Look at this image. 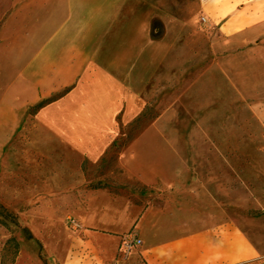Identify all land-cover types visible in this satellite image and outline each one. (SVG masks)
<instances>
[{"label": "crops", "instance_id": "crops-1", "mask_svg": "<svg viewBox=\"0 0 264 264\" xmlns=\"http://www.w3.org/2000/svg\"><path fill=\"white\" fill-rule=\"evenodd\" d=\"M147 14L174 23L202 15L218 31L215 48L221 51L229 45L237 50L264 33V0H0V120L9 113L7 124L31 122L79 153L102 156L120 114L122 121L132 116L124 122L129 125L144 106L124 79L141 75L140 47L155 42L152 34L148 41L134 36ZM172 58H153L159 62L155 80L171 68L166 63ZM215 62L240 98L264 111V95L238 54L223 53ZM53 97L55 102L30 115ZM18 111L20 118L14 116ZM259 116L264 126V112ZM63 202L58 222L64 242L51 254L56 264H114L131 236L141 245L116 264L264 263V223L202 213L176 195L149 207L103 190ZM68 219L79 229H65Z\"/></svg>", "mask_w": 264, "mask_h": 264}, {"label": "rangeland", "instance_id": "rangeland-1", "mask_svg": "<svg viewBox=\"0 0 264 264\" xmlns=\"http://www.w3.org/2000/svg\"><path fill=\"white\" fill-rule=\"evenodd\" d=\"M201 16L174 23L144 15L134 36L148 41L152 34L155 42L140 47L141 75L124 79L144 106L129 125L124 122L132 116L122 121L120 114L112 144L100 157L65 146L31 122L7 124L10 114L3 113L0 220L14 232L20 252L14 258L6 246L11 232L0 223V264H56L51 254L64 242L58 222L63 201L93 187L145 207L176 195L202 213L264 223V133L215 62L223 53L238 54L264 95V33L221 51L215 48L218 31ZM169 53L176 57L166 63L171 68L155 80L159 62L153 58ZM254 105L250 111L262 124L264 111ZM66 227L77 230L69 219ZM124 254L120 247L114 264L132 255Z\"/></svg>", "mask_w": 264, "mask_h": 264}, {"label": "trees", "instance_id": "trees-1", "mask_svg": "<svg viewBox=\"0 0 264 264\" xmlns=\"http://www.w3.org/2000/svg\"><path fill=\"white\" fill-rule=\"evenodd\" d=\"M236 95L237 93L234 92ZM238 96V95H237ZM240 101L243 103V105L246 107V109L248 110V112L250 113V115L252 116V118L254 119L255 123L259 126L260 130L262 133H264V128L262 126V124L260 123V121L252 114V112L250 111V107H251V103L250 102H246L244 100H242L240 98V96H238ZM57 100V97H53L47 100H43L41 101L39 104H37L36 106L32 107L29 111L31 116L36 115L41 109H43L44 107H46L47 105L55 102ZM92 190H101V187H93L91 188ZM0 223L5 226L10 232H11V237L9 238V240L6 243L7 248H11L13 250V255L14 258L17 257V255L20 252V246L19 243L17 241L16 236L14 235V232L11 231L9 225L5 222L0 220ZM14 262V261H13ZM264 264V263H263Z\"/></svg>", "mask_w": 264, "mask_h": 264}, {"label": "built area", "instance_id": "built-area-1", "mask_svg": "<svg viewBox=\"0 0 264 264\" xmlns=\"http://www.w3.org/2000/svg\"><path fill=\"white\" fill-rule=\"evenodd\" d=\"M201 22L205 24L207 23V19L203 17L201 18ZM71 223L75 229H79V224L75 220L72 219ZM140 245H141V240L135 236H131L124 239L121 243V247L125 251L124 257L129 255L134 247H139Z\"/></svg>", "mask_w": 264, "mask_h": 264}]
</instances>
